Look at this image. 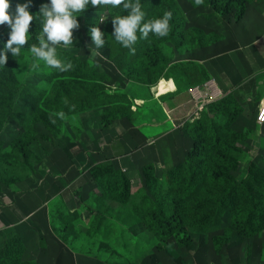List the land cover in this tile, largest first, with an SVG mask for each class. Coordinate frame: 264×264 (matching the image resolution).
I'll return each instance as SVG.
<instances>
[{"label": "rangeland", "instance_id": "1", "mask_svg": "<svg viewBox=\"0 0 264 264\" xmlns=\"http://www.w3.org/2000/svg\"><path fill=\"white\" fill-rule=\"evenodd\" d=\"M18 2L24 0H11L9 10L14 11ZM47 2L32 0L29 11L36 14L29 27L32 37L20 55L12 58L8 53L5 67H0L4 75L0 79V264H41L38 259L49 255L50 235L56 233L68 244L64 247L94 254L91 258L100 260L98 264H264V223L258 217L264 211V126L256 128L253 122L258 95H248V86L237 87L222 102L199 111V119L182 132L177 131L182 123H174L177 129L160 136L162 123L151 126L148 121L158 112L152 108L159 101L135 104V97H146L147 91L141 88L137 94L126 83L127 78L143 77L135 70L145 63L159 70L196 61L207 47L213 54L206 51L205 58L224 49L237 51L242 46L238 24L260 22L256 18L259 0L245 3L242 10L237 8L238 0H232V10L228 0H202L199 5L194 0H141L145 19L171 11L170 31L166 37L149 33L145 39L138 32L132 50L112 37L111 18L124 14L111 5L90 6L77 17L79 28L72 30V45L57 48L62 63L71 64L67 71L37 62L28 52L42 29L39 7ZM94 23L104 33L105 44L99 48L88 35ZM8 32L6 25H0V41L7 40ZM229 38L231 48L225 44ZM93 51L99 55L92 56ZM127 72L133 75H121ZM167 73L178 75L179 71L173 68ZM157 78L150 88L153 95ZM104 86L113 90L104 91ZM117 86L121 99L115 93ZM100 90L104 92L98 96ZM238 97L247 100L244 109L235 101ZM111 98L126 105L114 111L123 117L117 132L112 130L120 138L97 131L108 122L112 108L91 107L110 103ZM141 124H146L144 132ZM253 129L260 130L258 138L251 135ZM104 136L112 138L105 143L110 150L107 157L100 150ZM195 140L194 156L185 159ZM161 159L170 161L164 165ZM92 160L104 165L92 171L94 189L86 183L93 177L85 175L92 169L87 167ZM121 175L128 182V193ZM82 193L94 198L86 201ZM105 195L109 198L103 201ZM112 197L128 210L117 216L118 225H104L99 215L107 213L104 206L115 208ZM194 204L201 207L198 227L195 216L185 210ZM242 213L252 216L245 238L236 223L246 219ZM97 226L105 229L100 241L87 233ZM80 227L86 229L88 241L95 242L72 246Z\"/></svg>", "mask_w": 264, "mask_h": 264}, {"label": "crops", "instance_id": "2", "mask_svg": "<svg viewBox=\"0 0 264 264\" xmlns=\"http://www.w3.org/2000/svg\"><path fill=\"white\" fill-rule=\"evenodd\" d=\"M249 2L252 4L253 0H249ZM262 6L264 7V1L259 0V3L256 4V18L259 19L260 22L256 20L254 24L252 20V24L248 23L249 21L238 24V31L242 38V46H239L237 51L224 49L219 51L216 56L205 58L206 51H210L211 49L207 47L201 52L198 60L193 62L185 61L189 66H201V68L205 70L207 74V80L205 82L197 85H189L182 77L178 78L176 81L177 85L174 83L175 81L173 79H170L171 81L166 80L162 87H158L155 90L152 89L154 95L150 91V88L154 84L129 83L133 85L131 87L134 88L137 94L141 88L147 91L146 97H141L140 95L138 98L135 97L137 99L135 100V104L136 102L144 104L147 101L151 103H155V100L159 101V105H155V107L152 108V110L157 109L158 112L153 111L156 115L148 121H150L149 125L151 126L162 123L160 127L161 131L158 132L160 136L171 133V131L177 128V131L182 132L183 127L199 119V116L202 115L199 111L208 108L212 103L222 102L226 95H233L234 92L231 94L230 92L237 87L248 86V95H258L259 102L257 104L255 116L258 114V108L264 93V16H262L264 14L261 12ZM248 15H250V13H248ZM227 41L229 42H225V44H228L231 48L233 46L231 44V39L229 38ZM210 53L213 54L211 51ZM205 85H208V90H204ZM190 89H196L200 94L205 92L207 94L206 98L199 100L196 95L190 92ZM235 101L244 109V101H247L246 99L244 100L238 97ZM174 123L178 125L179 123L182 124L176 128ZM145 125L146 124H141L140 126L142 132H144L143 127ZM109 129L111 131L114 129L115 132H117L116 130L119 128L116 124H113L108 130ZM259 134V129H253L251 131V135L257 138ZM188 142L190 143V141ZM181 148H184L183 144ZM187 148H189V145ZM157 154L164 156L166 153L162 152L160 154L157 152ZM118 158L120 159L121 157ZM161 160H164V165H167L170 161L165 159Z\"/></svg>", "mask_w": 264, "mask_h": 264}, {"label": "clouds", "instance_id": "3", "mask_svg": "<svg viewBox=\"0 0 264 264\" xmlns=\"http://www.w3.org/2000/svg\"><path fill=\"white\" fill-rule=\"evenodd\" d=\"M196 5L202 0H194ZM32 0H24L16 3L14 11H10L11 0H0V25H6L9 29L6 41H0V67H5L8 53L12 58L21 54V49L32 37L29 32L30 22L36 18V14H30ZM97 5H122L127 11L126 15H117L111 18L113 26L112 37L122 47L132 50V45L140 39L148 37L152 33L156 37H166L170 31L171 11H165L162 16L153 19H145L146 13L142 9L141 0H48L39 7V17L42 20V29L36 37L37 43L28 47V52L35 61H42L45 65L67 71L71 64L62 63L57 54L58 47L72 45V30L79 28L77 17L83 15L87 8ZM104 22L100 17L98 18ZM93 24L88 29V35L93 44L99 48L105 44L104 33ZM55 46V47H54ZM99 55L93 51L92 56ZM37 63L32 64L36 68ZM263 98V97H262ZM260 103L264 105V99ZM264 119V116L261 117Z\"/></svg>", "mask_w": 264, "mask_h": 264}, {"label": "trees", "instance_id": "4", "mask_svg": "<svg viewBox=\"0 0 264 264\" xmlns=\"http://www.w3.org/2000/svg\"><path fill=\"white\" fill-rule=\"evenodd\" d=\"M228 1H229V5H230L229 8H231V10H232V8H234L235 6L234 7L232 6V0H228ZM238 1H240V4H239V7H237V8H240L241 10L243 9V5L245 3H248L249 4V0H238ZM210 5H208V6H210ZM115 7L118 8L117 10H118L119 13L124 14V15L127 14V11L125 9H123L122 5H117ZM211 7H212V5H211ZM228 12H229V9L227 8V10L224 13L227 14ZM242 15L243 14L241 13L237 17V21H239L240 18L243 17ZM173 21H175V19H173ZM0 39H1V36H0ZM166 67H167L166 69H163V66H162L159 70H154L153 67H151V65H147V63H145L141 67H139L137 70H135V74L142 75L143 77L142 78H138V79L127 78V82L126 83L129 84V83H141L142 82L141 84H152L153 81L158 76H162L163 79H161V80H159L160 78L159 79L157 78L159 81L157 82L156 86L154 88H152L153 90H155L158 87H162L164 81L170 80L171 78H174V77H175L173 79L175 81L174 83H176V81L178 80V78H182L183 77L189 83V85L201 84V83H203V82H205L207 80V74L205 73V70L203 68H201V66H195V65L189 66V64H186V63L185 64L184 63H181V64L179 63L176 66L170 65V66H166ZM173 68H177L178 69V71H179V74L178 75H176V74L175 75H172V74H168L167 73V71H169V70H171ZM127 73L128 74H122L121 73V75H126V77H130L131 75H133V74H130L129 72H127ZM2 78H4V75L0 73V79H2ZM164 79H166V80H164ZM85 81H87L88 84L91 83L88 80H85ZM121 83H123V82H121ZM126 83H125V85H126ZM0 85H1V82H0ZM101 88L104 91L113 90V88L108 87V86L107 87L104 86V87H101ZM103 90H100V92L97 95L99 96L100 93H103L104 92ZM115 91H116L115 93H118V95H119L117 97H119L121 99L120 95H122V94H121V91L118 88V86L115 88ZM85 98L88 99V97H85ZM123 98L125 100V96ZM98 99L99 98H96L95 101H97ZM109 100L111 101L110 103H104V104L96 103L93 106H91L93 108L101 109V110L103 108H106V107H109V106L112 108L111 114L109 115V118L107 117V114L102 115L103 117H101V119L102 120H105V117H107L108 122L100 130L97 129V131H98L99 134H103V133H106V132H110L113 135L114 138H120L119 136H116L117 134L114 133V131H111L110 129L108 130V128H110L113 124H116V122H117L116 126H118L119 122H120V125L123 124V123H121V119L123 117L122 116L119 117L116 114L114 115V111H117L118 109L121 110L123 108L122 105L124 106L125 103H123L120 100H115L114 98H111ZM81 101L84 102V98ZM74 103H75V101L74 102H71V104H74ZM128 110H129L130 113H132V111L130 109H128ZM86 111H89V110L86 109ZM86 111H84V112H86ZM106 113H108V112H106ZM208 125L210 126V123H208ZM254 126H256V128H259V127H263L264 126V124L263 125L258 124V122H257V115L255 116V119H254ZM200 129L203 130V125L200 126ZM185 135L187 137V140H189V137H188L186 131H185ZM97 136L99 137V135H97ZM111 139L108 140L107 137L104 136V140H105V142H103L104 145L106 143V140H107V144H109L111 142ZM195 143H198V140H195V142L193 144L191 143V146H190L189 150L187 151L188 154L186 155V157H187L186 159H191L194 156V154H195L194 144ZM96 148L97 149L100 148V145L96 146ZM106 148H108V145H105L102 148H100L101 154L104 157H107V153L108 152L110 154V150L107 151ZM91 163H92L91 166H87V167L92 168V169H91L90 172L89 171H86L85 175H90L91 174L90 176L93 177L92 171L95 170V172H96V171H98L100 169H103V166L104 165L99 164V163H95V160H92ZM74 164L76 165L77 162H74ZM21 172H22V170H21ZM122 177H124V176L121 175V181L123 182V187H124L126 193H128V190H127V187H128L127 186V183L128 182H127V180H125ZM88 180H91V181H87L86 180V183L89 182L90 184H92L91 188L94 189L95 184H96L94 177L91 178V179H88ZM114 185H115V188L117 190H119L118 189L119 182H115ZM76 189L77 188H74L73 190H76ZM100 192H102V191H100ZM261 192H264V188L261 190ZM82 194H84L85 196H81V197H83L84 199H86V201L89 200L90 198H94V195L89 196L88 195L89 193L88 194L82 193ZM102 196H103V194H102ZM100 198H103V197H100ZM106 198H109V197H107L105 195V198H103L104 199L103 201H105ZM263 198H264V196H263ZM112 199H113V203L115 204V208H110V210H109V206L108 207L104 206V211L103 212H107V213H104V215L103 214H100L99 215L100 218H101L100 219L101 220V223L104 224V225H111V226L112 225H118L119 222L116 221L117 220V216L121 212H125L126 210H128V208H127V206H126L125 203L119 202L115 197H112ZM99 203L102 204L101 201H99ZM76 206L77 207L80 206V202L79 201L76 204ZM79 210H80V213L81 212H84V211H81L82 210L81 208H79ZM185 210L188 211V213L190 215L195 216V218L193 220L196 223V227H198L199 226L198 223H200V221H196V216L198 214V211L201 210V207L199 206V204H194L192 208H185ZM76 212H79V211H76ZM258 213H259L258 217H259L260 221L262 220V223H264V211H262V212L259 211ZM205 214H207V213L205 212ZM242 214H243V216H245L246 219L245 220H240V221H238L236 223H238L237 229H238L239 234L242 237L245 238L246 236H248L247 235L248 233L246 231H244V230H247V224H248V222L251 223L252 216H250V213H249V215L244 214V213H242ZM167 216L168 215H165L164 216L165 220H164V218H161V219H163L165 222L168 223ZM171 221H172V219H169V223ZM79 223L82 224V220H79ZM72 227H73V224H72ZM100 228H101V230H100ZM74 230L75 229L72 228V231H74ZM104 230H105L104 228L97 226V227H94V228L89 229L87 231V233H88L89 236H91V237H93V238H95V239H97V240L100 241L101 240L100 238L103 237V231ZM79 231L81 232V234H78L79 239H78V241L74 242L72 244V246H75L77 244L78 245H82L84 241H86V240L88 241V238L85 237L86 229L85 230H82V228L80 227ZM50 239H51L50 242L52 243V250L49 249V255H47L46 257H43V258L38 259L41 264H54V262H56V261H62V262H64V264H98L99 261H100L98 259L92 260L91 257L92 256H96L94 254L91 255V253H87L86 251H85V253L80 254V252H75V251H73L70 248L64 247V245L66 246L68 244L67 243L64 244L63 240L60 241L57 233L54 234L53 236L50 235ZM93 242H95V240L88 241L89 244H92ZM48 244H49V242H43V245L44 246H46ZM80 248H82V247H80ZM37 250L40 252L39 245H37ZM51 258H52V260H51Z\"/></svg>", "mask_w": 264, "mask_h": 264}, {"label": "built area", "instance_id": "5", "mask_svg": "<svg viewBox=\"0 0 264 264\" xmlns=\"http://www.w3.org/2000/svg\"><path fill=\"white\" fill-rule=\"evenodd\" d=\"M207 86L208 85H205V89L204 90H208ZM190 92L193 95H196V97H198L199 100L205 99L206 98V95H207L205 92H203L202 94H200V92H198L196 89H190ZM262 99H264V93H263V98ZM262 116H264V105H262L260 103L259 108H258V114H257V122L260 125H263L264 124V119L261 118Z\"/></svg>", "mask_w": 264, "mask_h": 264}]
</instances>
